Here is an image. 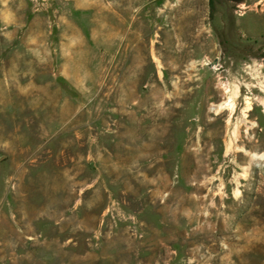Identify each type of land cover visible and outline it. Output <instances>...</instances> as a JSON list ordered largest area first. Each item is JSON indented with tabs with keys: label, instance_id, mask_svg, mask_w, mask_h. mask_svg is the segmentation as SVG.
<instances>
[{
	"label": "rangeland",
	"instance_id": "374dc122",
	"mask_svg": "<svg viewBox=\"0 0 264 264\" xmlns=\"http://www.w3.org/2000/svg\"><path fill=\"white\" fill-rule=\"evenodd\" d=\"M0 264H264V0H0Z\"/></svg>",
	"mask_w": 264,
	"mask_h": 264
}]
</instances>
